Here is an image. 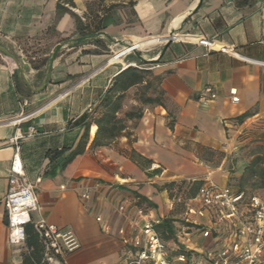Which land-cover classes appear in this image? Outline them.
Listing matches in <instances>:
<instances>
[{"label":"crops","instance_id":"0c3cea01","mask_svg":"<svg viewBox=\"0 0 264 264\" xmlns=\"http://www.w3.org/2000/svg\"><path fill=\"white\" fill-rule=\"evenodd\" d=\"M170 37L174 41L160 62L144 64L163 76L164 105L144 104L135 85L114 114L124 128L118 125L112 137L108 128L98 133L93 120L103 113L98 105L127 68L112 58ZM199 39L232 46L240 56L212 50ZM127 61L142 60L133 53ZM256 61L264 62V0H0V264H34L43 253L32 224L25 246L8 240L4 199L14 152L9 139L22 101H28L25 112L34 115L21 126L35 125L40 132L23 142L21 154L28 179L36 183L41 214L74 229L81 241L67 263L124 264L131 251L117 231L139 228L132 222L135 208L124 216L119 203L139 200L152 215L173 219L175 200L164 184L203 180L227 186L228 166L240 171L250 159L239 157L241 145L264 132V64ZM207 86L217 96L203 101ZM232 89L238 102L232 101ZM147 95L158 96V88ZM139 110L141 117L126 118V112ZM84 113L92 115L84 151L67 161L86 130ZM208 150L224 156L208 162L203 158ZM32 219L39 214L33 212ZM173 224L164 238L170 255L186 250L198 264H207L209 249L232 235L227 222L209 237Z\"/></svg>","mask_w":264,"mask_h":264},{"label":"built area","instance_id":"2783aa9c","mask_svg":"<svg viewBox=\"0 0 264 264\" xmlns=\"http://www.w3.org/2000/svg\"><path fill=\"white\" fill-rule=\"evenodd\" d=\"M198 41L212 50L240 56L232 46H226L214 40L199 39ZM216 44H219L220 47H216ZM121 49L113 51L112 56L117 55ZM133 53L134 50L131 49L119 55L112 62L123 63L125 67L143 68L136 61L126 62V59ZM111 57L109 62H111ZM256 62L264 64L262 61ZM147 69H152V67H147ZM204 92L206 94L200 97L203 101L214 99L217 96L210 86H207ZM230 93L232 101L238 102L237 90L232 89ZM27 106L28 101L21 102V112L14 119L17 128L9 139L14 152L10 167L9 188L4 199L8 240L12 245L25 246L27 225L32 224L43 243L42 257L34 264H68V256L81 248V241L74 229L61 228L41 214L36 183L28 179L21 154L23 142L40 133L35 125H30L27 129H23L21 126L23 121L34 115V112H25ZM152 168L156 169L159 166L153 164ZM84 197H87V194ZM173 200L182 202L185 206L184 225L200 230L204 237L216 235L217 228L222 223L227 222L230 225L231 238L218 249H209L207 264L262 263L264 254V192L251 194L236 192L229 185L221 186L213 182H204L194 197L185 198L175 193ZM131 206L135 208V219H132V222H135L139 230L135 233L133 230L129 232L126 226H121L117 231L122 243L130 247L131 251V255L124 264H198L188 251L185 253L180 250L174 255H170L169 245L159 228L163 219L160 216L152 215L151 209L147 205L140 203L139 200L135 201L133 205L123 201L117 205V211L124 216H129L128 211ZM33 212L39 214V219L35 222L32 219ZM96 220L102 222L103 217L98 215Z\"/></svg>","mask_w":264,"mask_h":264},{"label":"trees","instance_id":"16d2710c","mask_svg":"<svg viewBox=\"0 0 264 264\" xmlns=\"http://www.w3.org/2000/svg\"><path fill=\"white\" fill-rule=\"evenodd\" d=\"M160 62V60L156 61ZM138 63L143 68H136L129 66L122 70L119 74H117L111 86L108 87L104 96L102 97L98 108L103 110L102 115L99 118L93 119L98 126V133L101 130L109 129L108 136H113V131L117 129L118 125L120 129L124 128L122 124L123 119L114 117V114L121 108V100L125 97V91L130 89L131 87L137 85L139 86L138 95L140 94L141 101L146 103H157L159 105H164L162 91L160 90V85L163 80L162 75H154L149 69H147L146 65H144L145 61H138ZM151 78V80H149ZM153 88V93L158 88L159 95L156 97H151L148 94L150 89ZM116 96V97H115ZM142 112L139 110L137 112H126V118L128 117H141ZM245 116H241L239 120L242 122ZM92 118V115L84 113L81 116L82 121H86V130L80 140L76 149H74L69 156L67 157V161H71L78 154H81L84 151V146L86 144L89 126L91 121L89 119ZM169 125L172 126L173 122L170 121ZM243 137L244 135H240ZM244 141L243 139L240 140ZM250 145V146H249ZM248 148V158L250 159L245 162V165L242 167V172L240 176L236 177L233 182H229L228 185L236 190V192H245V193H261L264 192V132L259 133L258 135H253L250 141L246 144L241 145L240 148ZM217 154V157L224 156L223 153L215 152L213 150L206 151L203 158L210 162L213 161V157ZM247 158V159H248ZM228 170H232V167L229 166ZM233 178V177H232ZM204 183L203 180H194V181H171L169 183L164 184V187L168 189L171 198H174L173 192H177V194L182 195L185 198L194 197L199 189V187ZM175 190V191H174ZM142 201H145L143 197H140ZM149 204V203H148ZM150 206L152 204H149ZM184 205V204H183ZM153 206V205H152ZM174 219H164L162 224L160 225V231L162 233L163 238H168L172 234V226ZM183 223V222H181ZM184 224V223H183ZM180 252L187 253L186 250H182Z\"/></svg>","mask_w":264,"mask_h":264},{"label":"rangeland","instance_id":"374dc122","mask_svg":"<svg viewBox=\"0 0 264 264\" xmlns=\"http://www.w3.org/2000/svg\"><path fill=\"white\" fill-rule=\"evenodd\" d=\"M166 44L163 43V44H159V45H155V46H152L151 48H149L148 50H137L140 54H142L144 57L145 56H150V55H153V54H156L155 52H159L161 51V49L163 48V46ZM150 44H147L145 46H142V48H146L148 47ZM250 146V145H249ZM248 152H249V149L244 147V148H240L239 149V157L240 158H248ZM229 167V166H228ZM242 168V166H241ZM240 167L236 168V169H232L230 170V174H229V182H233L235 181L234 179L238 176H240L241 172L243 171L242 169L239 171ZM233 177V178H232ZM228 182V183H229ZM175 193L177 192H173V194L175 195ZM173 214L175 215V218H173L174 220L178 221L179 224H181V222H183V217H184V211H185V206L183 205L182 202H178V201H175L174 202V206H173ZM261 264H264V260L262 259V263Z\"/></svg>","mask_w":264,"mask_h":264},{"label":"water","instance_id":"95a60500","mask_svg":"<svg viewBox=\"0 0 264 264\" xmlns=\"http://www.w3.org/2000/svg\"><path fill=\"white\" fill-rule=\"evenodd\" d=\"M197 7V5H196ZM175 32L174 31H170V35L174 34ZM174 41V38L170 37L168 39V41L166 42V44L163 46L162 48V52L157 56V57H154V58H151V59H146L142 54H140L136 49L132 48L134 50V53L136 55H138V57L142 60V61H145V62H156L158 61L161 56L163 55V53L166 51L167 47ZM125 45H129V44H125ZM124 45V46H125ZM62 47V44H59L56 48V50L54 51V53L52 54V60L55 58L56 56V53L58 52V50Z\"/></svg>","mask_w":264,"mask_h":264},{"label":"bare ground","instance_id":"6f19581e","mask_svg":"<svg viewBox=\"0 0 264 264\" xmlns=\"http://www.w3.org/2000/svg\"><path fill=\"white\" fill-rule=\"evenodd\" d=\"M172 38H173V37H172ZM177 38H178V39H182V38H184V36H183V35H178ZM163 40H164V39H163ZM161 41H162V40H161ZM163 42H164V41H163ZM163 42H162V43H163ZM146 58H147V57H146ZM112 59H117V57H113Z\"/></svg>","mask_w":264,"mask_h":264}]
</instances>
